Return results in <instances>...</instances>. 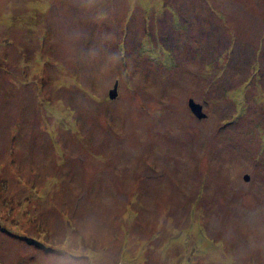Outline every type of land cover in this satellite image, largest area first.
<instances>
[{
  "label": "rangeland",
  "instance_id": "rangeland-1",
  "mask_svg": "<svg viewBox=\"0 0 264 264\" xmlns=\"http://www.w3.org/2000/svg\"><path fill=\"white\" fill-rule=\"evenodd\" d=\"M0 264H264V0H0Z\"/></svg>",
  "mask_w": 264,
  "mask_h": 264
},
{
  "label": "water",
  "instance_id": "water-1",
  "mask_svg": "<svg viewBox=\"0 0 264 264\" xmlns=\"http://www.w3.org/2000/svg\"><path fill=\"white\" fill-rule=\"evenodd\" d=\"M118 95V82H116V84L114 85V88L110 91L109 97L110 99H115ZM189 108L192 111V113L202 119L204 118L206 115L203 112V106L199 103H196L193 99L189 100ZM244 180L248 181L249 180V176H244Z\"/></svg>",
  "mask_w": 264,
  "mask_h": 264
}]
</instances>
